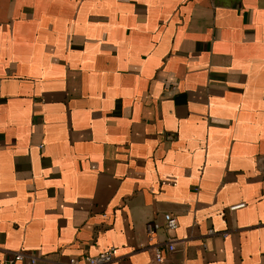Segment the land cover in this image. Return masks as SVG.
I'll list each match as a JSON object with an SVG mask.
<instances>
[{
    "label": "crops",
    "instance_id": "1",
    "mask_svg": "<svg viewBox=\"0 0 264 264\" xmlns=\"http://www.w3.org/2000/svg\"><path fill=\"white\" fill-rule=\"evenodd\" d=\"M111 247L264 264V0H0V264Z\"/></svg>",
    "mask_w": 264,
    "mask_h": 264
},
{
    "label": "built area",
    "instance_id": "2",
    "mask_svg": "<svg viewBox=\"0 0 264 264\" xmlns=\"http://www.w3.org/2000/svg\"><path fill=\"white\" fill-rule=\"evenodd\" d=\"M242 205L243 204L232 206L231 209L236 210ZM178 225H179L178 219L174 214L165 213L163 224L154 222V223H149L147 227L150 234H153L155 229H160L161 227H163L169 234L167 239L166 249L168 252H174L177 249L176 236L174 235V232H176ZM214 232L215 231L213 229H210V233H214ZM114 252H115V247H111L106 251L101 252L98 255L87 256L82 260L78 258H70L67 264H108L115 259ZM154 252H155V260L158 264H167L161 248L155 247ZM25 256H27L25 253L17 252L15 259L21 260ZM28 258L30 259V264H38L39 256L37 253L29 254Z\"/></svg>",
    "mask_w": 264,
    "mask_h": 264
}]
</instances>
